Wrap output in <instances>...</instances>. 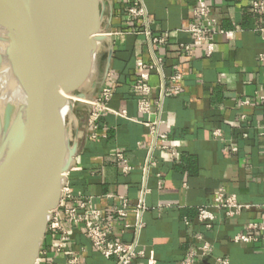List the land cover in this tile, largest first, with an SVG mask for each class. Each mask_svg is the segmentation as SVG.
I'll list each match as a JSON object with an SVG mask.
<instances>
[{
    "label": "crops",
    "instance_id": "0c3cea01",
    "mask_svg": "<svg viewBox=\"0 0 264 264\" xmlns=\"http://www.w3.org/2000/svg\"><path fill=\"white\" fill-rule=\"evenodd\" d=\"M103 1L111 25L108 41L94 55L88 87L96 86L89 101L97 100L102 87L114 92L95 131L89 125L94 111L89 101L75 113L79 151L66 175L70 198L58 209L69 239L56 252L57 232L48 229L37 264H67L74 257L79 264H116L93 249L83 224L67 222L63 209L69 206L107 231L110 240L134 244L143 255L131 264H182L198 237L213 250L194 264H214L217 258L228 264H264V232H253L256 240L250 243L233 240L249 222H262L257 207L264 205V103L259 100L264 97V63L259 60L264 10L254 12L251 5L264 0H205L217 28L236 31L231 40L215 35L210 57L182 32L195 21V0H143L146 17L138 20L126 13L129 0ZM133 29L152 37L169 33L171 40L151 46L143 33L131 34ZM181 44L190 50L182 51ZM156 57L162 63L149 74L152 113L146 116L138 111L139 94L133 90L136 63L152 64ZM174 75L179 80L172 81ZM172 86L178 94L168 93ZM219 188L251 209L226 218L211 207ZM121 199L129 205L126 217L116 213ZM139 201L143 209L137 215L132 209ZM200 207L215 216L210 228L198 221Z\"/></svg>",
    "mask_w": 264,
    "mask_h": 264
},
{
    "label": "water",
    "instance_id": "95a60500",
    "mask_svg": "<svg viewBox=\"0 0 264 264\" xmlns=\"http://www.w3.org/2000/svg\"><path fill=\"white\" fill-rule=\"evenodd\" d=\"M104 12L103 0H0L5 58L24 98L0 107V264L38 260L79 151L76 115L72 134L60 104L90 100L94 55L111 25Z\"/></svg>",
    "mask_w": 264,
    "mask_h": 264
},
{
    "label": "built area",
    "instance_id": "2783aa9c",
    "mask_svg": "<svg viewBox=\"0 0 264 264\" xmlns=\"http://www.w3.org/2000/svg\"><path fill=\"white\" fill-rule=\"evenodd\" d=\"M126 13L132 20L142 19L146 17V12L143 7V0H129ZM251 8L254 12H262L264 10V4L261 1H255L252 3ZM211 6L206 3L205 0H195V7L193 9V16L195 21L187 25L182 32H185L191 39L193 45H201L206 48V57H210L215 52V45L212 42V38L215 35L222 36L226 40H231L234 37L236 31H226L217 28L215 19L210 16ZM264 31V25L260 29ZM144 34L148 37L151 46H165L171 40L169 33H164L158 36H151L149 32H142L139 29H133L131 34L139 35ZM182 51H189V45H179ZM260 62L264 63V55L259 57ZM162 59L160 57L154 58V63L147 64L142 61L136 63V79L133 83V90L139 94L138 100V111L142 115H151V107L148 102V96L150 95V87L148 85L149 74L155 68L161 66ZM108 76V75H107ZM172 81L179 80L178 75L171 77ZM114 90L110 87H102L99 96L96 101L87 102L93 107V112L90 115L89 125L92 130H96V122L100 116V113L107 111L108 108L106 103L112 97ZM168 93L178 94V88L172 86L168 89ZM259 100L264 103V97H260ZM244 105L248 104L247 101L243 102ZM145 125L153 131L151 123L146 122ZM91 132V137L95 138V134ZM217 134V133H215ZM117 160L122 161L120 154L116 155ZM125 171L131 170V167L125 166ZM70 198L69 191L67 190L66 184L62 188L61 200L56 210L52 212V217L48 225V229H54L57 232V247L56 252H60L64 248V244L68 241V235L62 228L59 219L58 209L62 206L63 199ZM83 207V204L81 205ZM63 207V206H62ZM211 207L222 211L224 216L228 219L238 217L242 212L251 209V205L240 203L236 196L227 193L224 188L215 190L212 194ZM262 213V222H249L246 226V232L243 234H237L233 240L235 243H250L255 241L256 238L253 232L260 231L264 232V205L257 207ZM143 209L142 203L139 201L132 209L133 213L137 215ZM129 211V205L124 199H121V207L116 211L119 217H126ZM63 213L66 220L70 224H83L85 229V236L90 241L91 246L95 251L100 253L104 258H114L116 264H131L132 260L139 256L142 257L143 253L138 251L134 244H125L110 240L107 231L103 230L99 225L92 221L87 215L80 214L77 208L73 206L64 207ZM98 212H93V215H98ZM198 221L205 225L206 228L211 227V223L215 220L214 214L207 209V207H200L197 210ZM141 227L140 224L136 225V229ZM264 237V236H263ZM198 244L186 254L185 261L182 264H194L197 258L207 257L212 253V246L207 242L203 241L201 237H198ZM37 264V262L35 263ZM67 264H79L78 258H71L67 261ZM214 264H228L225 259L217 258Z\"/></svg>",
    "mask_w": 264,
    "mask_h": 264
},
{
    "label": "bare ground",
    "instance_id": "6f19581e",
    "mask_svg": "<svg viewBox=\"0 0 264 264\" xmlns=\"http://www.w3.org/2000/svg\"><path fill=\"white\" fill-rule=\"evenodd\" d=\"M1 37L2 34H0V107L4 105H22L24 102L23 93L17 80L12 75L9 64L6 62L4 52L6 44L1 40ZM76 101H78L76 98L67 96V99L60 104L59 108L63 127L69 129L72 134L75 130L72 111Z\"/></svg>",
    "mask_w": 264,
    "mask_h": 264
},
{
    "label": "rangeland",
    "instance_id": "374dc122",
    "mask_svg": "<svg viewBox=\"0 0 264 264\" xmlns=\"http://www.w3.org/2000/svg\"><path fill=\"white\" fill-rule=\"evenodd\" d=\"M81 109V104L80 103H75L73 107V112L78 113L79 110Z\"/></svg>",
    "mask_w": 264,
    "mask_h": 264
}]
</instances>
